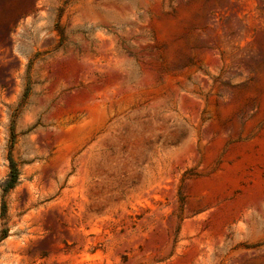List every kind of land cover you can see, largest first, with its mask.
Segmentation results:
<instances>
[{"label": "rangeland", "instance_id": "obj_1", "mask_svg": "<svg viewBox=\"0 0 264 264\" xmlns=\"http://www.w3.org/2000/svg\"><path fill=\"white\" fill-rule=\"evenodd\" d=\"M263 77L264 0H0V264H264Z\"/></svg>", "mask_w": 264, "mask_h": 264}, {"label": "trees", "instance_id": "obj_2", "mask_svg": "<svg viewBox=\"0 0 264 264\" xmlns=\"http://www.w3.org/2000/svg\"><path fill=\"white\" fill-rule=\"evenodd\" d=\"M11 132H12V136H14L13 123L11 124ZM12 143H13V139H12ZM9 160H10V173H9L8 178L5 181L4 189H3L4 191H7L11 187H13L18 180V168H17V164L15 160L13 159L11 155V152L9 153ZM5 236H7V231H5V233L1 237H5Z\"/></svg>", "mask_w": 264, "mask_h": 264}, {"label": "bare ground", "instance_id": "obj_3", "mask_svg": "<svg viewBox=\"0 0 264 264\" xmlns=\"http://www.w3.org/2000/svg\"><path fill=\"white\" fill-rule=\"evenodd\" d=\"M164 28L169 32V33H175L177 31H179V26L172 21H166L164 24ZM264 82V77L262 78V81ZM260 84V83H259ZM256 87V86H255ZM253 88V87H252Z\"/></svg>", "mask_w": 264, "mask_h": 264}]
</instances>
